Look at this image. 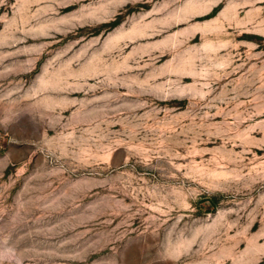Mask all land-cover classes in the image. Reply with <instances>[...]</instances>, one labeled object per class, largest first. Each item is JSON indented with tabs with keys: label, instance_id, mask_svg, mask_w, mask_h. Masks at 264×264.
<instances>
[{
	"label": "rangeland",
	"instance_id": "rangeland-1",
	"mask_svg": "<svg viewBox=\"0 0 264 264\" xmlns=\"http://www.w3.org/2000/svg\"><path fill=\"white\" fill-rule=\"evenodd\" d=\"M0 264H264V0H0Z\"/></svg>",
	"mask_w": 264,
	"mask_h": 264
}]
</instances>
